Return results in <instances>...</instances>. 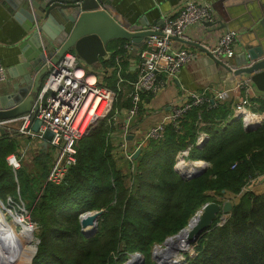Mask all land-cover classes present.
<instances>
[{
  "label": "trees",
  "instance_id": "16d2710c",
  "mask_svg": "<svg viewBox=\"0 0 264 264\" xmlns=\"http://www.w3.org/2000/svg\"><path fill=\"white\" fill-rule=\"evenodd\" d=\"M115 44L118 48L106 62L114 69L107 85L118 92L115 108L130 109L132 86L127 82L137 76L129 67L128 43ZM117 56L127 80L119 91ZM150 97L143 95L144 104ZM249 101L252 112L264 114V99ZM234 104L225 99L193 106L177 127L169 124L163 138L149 141L150 149L134 161L132 176L112 153L108 139L113 123L107 120L81 139L76 164L60 184L46 183L49 150L35 152L29 167L17 131L1 137L0 200L22 198L39 229L40 243L31 264H123L135 251L143 255L144 264H158L153 247L183 230L206 203H222L219 198L227 195L239 196L230 216L220 225L218 218L192 244L195 255L186 252L184 264H264V193H242L250 179L264 176V122L246 130L243 120L235 117ZM203 133L208 137L197 145ZM189 146V159L205 161L208 167L187 180L175 163L178 152ZM13 153L21 159L16 174L7 161ZM100 210L96 233L85 236L81 216Z\"/></svg>",
  "mask_w": 264,
  "mask_h": 264
},
{
  "label": "built area",
  "instance_id": "2783aa9c",
  "mask_svg": "<svg viewBox=\"0 0 264 264\" xmlns=\"http://www.w3.org/2000/svg\"><path fill=\"white\" fill-rule=\"evenodd\" d=\"M206 23L214 24L215 27L218 23L213 6L209 3L187 0L176 14L163 17L160 24H154L150 28L162 35L147 37L144 47L137 52V78L135 81L129 82L132 86V106L128 111V120L138 115L145 105L143 95L146 97L157 95L167 83L174 81L183 67L196 56L195 51L191 48H176L174 39L193 41L189 36L191 28ZM239 36L237 30L226 29L222 31L216 42L209 45L202 43V45L206 47L212 57L228 63L235 56ZM125 49L128 52L134 51L130 44H127ZM118 59L119 57L117 64ZM110 70L113 73L114 69ZM118 73H120V66ZM6 80L7 68L0 63V84ZM123 82L124 79L119 75L118 91ZM242 88L252 90L250 81L246 80L237 84V89L241 90ZM207 94H209L207 91L189 92L187 101L183 105L173 108L153 126L145 135L144 142L163 138L166 126L173 124L177 127L180 119L193 106H200L206 102L213 105L216 100L227 99L228 95L225 91L212 92V97ZM117 98L118 92L103 83L97 72L87 69L75 53L67 52L43 80L32 110L18 119L0 121V127L11 129V134L13 131H17L19 135L27 136L30 139V145L45 142V134L50 132L52 138L47 141V145L52 150L53 162L47 174L46 183L60 184L76 164L78 144L81 139L89 135L99 122L107 120L110 124L116 120ZM249 99V96L246 95L239 103H236L234 109L235 117L241 118L245 127L264 122V115L248 109ZM249 113L252 117L249 116ZM36 120L41 122L38 131L33 130ZM12 122L19 124L18 127L10 128L9 125ZM207 137L204 133L199 135L196 144L201 145ZM141 146L142 144L138 148ZM191 147L179 151L176 156L175 167L186 166V168L183 166V169L179 167L180 171L193 172L196 168L205 165L204 161L200 166L193 165L196 161L189 159ZM135 152L128 155L129 160H132ZM188 159L189 163L186 161ZM7 161L16 174L17 170L21 168V159L13 153L7 157ZM257 180V178L250 179L242 193L251 191ZM8 207H12L16 211L19 209V213L26 212V219L24 214L13 213ZM1 209L9 211L13 217L22 216L33 234L36 224L31 220L30 213L21 198L18 202L13 201L10 197L6 203H2L0 200Z\"/></svg>",
  "mask_w": 264,
  "mask_h": 264
},
{
  "label": "water",
  "instance_id": "95a60500",
  "mask_svg": "<svg viewBox=\"0 0 264 264\" xmlns=\"http://www.w3.org/2000/svg\"><path fill=\"white\" fill-rule=\"evenodd\" d=\"M11 3V12L15 20L22 25L25 39L19 45L21 54L18 69L12 70L20 71V80L10 86L8 95L0 97V121L18 119L32 110L43 80L67 52H74L84 65H93L100 61V58H108L107 49L112 41H126L134 51L138 52L143 48L147 37L162 35L150 28L138 30L135 26L125 23L107 0H13ZM215 8L213 5L214 10ZM253 17H256V14H253ZM205 25L214 26L210 23ZM248 38L250 39L249 36ZM174 40L203 51L207 64L213 67L220 66L224 72L233 77L245 76V79L250 81L252 90L257 94L262 93L264 98V47L261 43L253 45L252 41H249L243 53L242 64L233 67L230 62L225 63L212 57L202 43L180 38ZM261 124H250L245 128L249 131ZM40 125L41 122L36 120L33 130L38 131ZM6 135L12 136L11 131L6 127H0V138ZM51 138L52 134L47 132L46 141L42 143L43 147H47V141ZM140 152V149H137L133 159L138 158ZM204 164L193 172L178 171L183 179L189 180L201 175L207 169L208 163L204 161ZM232 206L230 200L223 204L206 203L189 221L188 241L195 244L213 228L218 218L221 222L226 221ZM102 213L103 210L93 211L81 217L82 232L85 236L92 237L96 233ZM181 232L177 235L179 236ZM170 238L164 242L165 247L160 249L159 253L156 249L152 254L156 262L158 258L161 260L159 264H169L174 257L171 253L172 248L167 245ZM135 261L144 264V258L140 254L135 255ZM132 262L129 261L128 264Z\"/></svg>",
  "mask_w": 264,
  "mask_h": 264
},
{
  "label": "crops",
  "instance_id": "0c3cea01",
  "mask_svg": "<svg viewBox=\"0 0 264 264\" xmlns=\"http://www.w3.org/2000/svg\"><path fill=\"white\" fill-rule=\"evenodd\" d=\"M12 1L13 0H0V63L7 68V80L3 84H0V97L8 95L11 90L10 86L20 80L19 76L21 74L20 71L14 72L12 70L18 69L17 65L21 54L19 45L25 39V31L22 25L15 20L13 12H11ZM107 1L111 3V6L114 7L115 11L125 23L135 26L138 30H145L151 28L154 24H160L163 17L176 14L187 0ZM196 1L209 3L212 6L215 5L216 10L214 11L218 23L216 27H208L203 24L191 28L189 36L193 41H199L205 45H209L217 41L223 30H237L240 36L236 46V53L229 61L233 67H239L242 64L243 53L249 41H252L253 45L261 43L264 47V0ZM253 14H256V17H253ZM248 36L250 39H247ZM115 42L117 41H112L108 45L107 50L109 56L107 59L100 58V61L93 65H85L87 69L97 72L100 76V80L106 84L109 83L113 77V73L110 70L111 67L106 66V62L111 59L113 53H115L118 48L115 46ZM175 47L191 48L196 53V56L183 67L178 77L174 81L167 83L157 95L148 98L147 103L143 106L140 113L130 120H128L129 109H119L116 107V120L113 122V129L108 140L114 147L112 153L116 152L115 154H117V156L128 158V155L133 151H137V149H140V151H148L150 149L148 144L150 140L144 142V137L147 132L160 122L173 108L183 105L188 99L189 92L207 91L212 93L225 91L228 93L227 99L233 101L235 105L246 95H248L249 98L264 99L262 93L260 94L258 92L257 94L251 89L247 90V88H242L241 90L237 89V84L240 81L246 80V77H233L224 72L220 66L213 67L207 64L203 51L179 42H175ZM128 54L131 56L129 59V67L134 73L132 76L136 77L138 61L137 51H132ZM118 57L119 56L116 57V63ZM119 60L120 57L117 65H119ZM81 63L83 64V62ZM119 75L124 79L122 84L127 82L121 67L120 73L117 71L118 81ZM18 125L19 124L12 122L9 127L17 128ZM19 136V134L16 135L18 140L20 138ZM140 144H142V146L138 148ZM32 147L31 145L21 147L24 156ZM47 150H49L52 155V150L48 145L47 147H43L42 143L35 144V148H33L34 153ZM135 160H137V158L133 159L132 157V160L129 161V167L132 169H134ZM251 191L258 195L264 193V176L257 180ZM229 197L234 199L235 202L239 199V196H226L227 199H230Z\"/></svg>",
  "mask_w": 264,
  "mask_h": 264
},
{
  "label": "bare ground",
  "instance_id": "6f19581e",
  "mask_svg": "<svg viewBox=\"0 0 264 264\" xmlns=\"http://www.w3.org/2000/svg\"><path fill=\"white\" fill-rule=\"evenodd\" d=\"M249 116L252 117L250 113ZM202 164H203L202 160H197L196 162L193 163V165H198V166ZM179 167L181 168V166ZM7 212H8L7 214H10L9 211ZM21 217L17 218V216H14V224L23 225L22 231L20 233H18L15 229H12V227L7 225L0 219V264H23V261H21L23 256H21L20 258H18L17 256L14 258V260L6 259L5 257L8 251H10V255L13 257L18 255L19 252H23V251L29 252L30 255H25L28 259L27 262H29L36 250L35 247L24 249L25 244L30 243L31 240H33V235L31 233V228L25 223L23 217L22 218ZM12 226L14 227V225ZM189 231L190 228L188 227L183 232H181L179 236L177 235L171 237L167 241V245L168 247L172 248L171 253L174 255V259H172V261L169 264H178L181 261V259H183L185 252L191 249L192 244L188 241L187 238ZM156 251L157 253H159L160 250L157 249ZM180 251L182 253H179ZM27 262H24V264H26Z\"/></svg>",
  "mask_w": 264,
  "mask_h": 264
},
{
  "label": "rangeland",
  "instance_id": "374dc122",
  "mask_svg": "<svg viewBox=\"0 0 264 264\" xmlns=\"http://www.w3.org/2000/svg\"><path fill=\"white\" fill-rule=\"evenodd\" d=\"M235 107H236V105L234 104V109H235ZM249 109V108H248ZM260 115H262V114H260ZM20 138H19V142H21L20 144L22 145V146H28V145H30L29 144V142H30V139H28L27 138V136H24V135H20L19 136ZM33 146V147H32ZM31 147L32 148H30L28 151H27V153L25 154V156H28V159L26 160V161H24V163H25V165H28L29 167H32V159H33V155H34V152H33V148H35V143H32L31 144ZM29 148V147H28ZM116 152H114L113 154H114V156H115V158L117 159V163H118V165L120 166V168H122L123 170H124V172L125 173H127V174H130V176H132V174H134V169H132L131 167H129V159L128 158H126V157H121V156H117V154H115ZM188 163H189V159L188 160H186ZM52 162H53V156L51 157V162H50V164H49V167H51V164H52ZM178 162V161H177ZM176 164V163H175ZM181 166V168H183V166H184V168H185V165H180ZM27 170V169H26ZM175 170L179 173V166H177V167H175ZM179 170V171H178ZM180 174V173H179ZM19 192V190H17V193ZM230 198V197H229ZM22 199V198H21ZM221 201H222V203H220V204H223V203H225L227 200H230L231 201V203H234L235 202V200L234 199H232V198H230V199H227V198H219ZM226 199V200H225ZM2 203H5V202H3V201H1ZM25 203H26V201H25ZM27 204V203H26ZM8 209H10V210H12L13 211V213H15V212H17V213H19L20 211H19V209H17V211L14 209V208H12V207H8ZM201 211V210H200ZM200 211H198L197 213H199ZM8 212H7V210H4V209H1L0 210V219L4 222V223H6L7 225H9L10 227H12V229H15L18 233H20L21 231H22V225H20V224H14V217L11 215V214H7ZM87 213H89V212H87ZM87 213H85V214H87ZM196 213V214H197ZM19 214H24V217H25V219H26V215H27V213L26 212H24V211H21V213H19ZM195 214V215H196ZM84 215V214H83ZM82 215V216H83ZM21 216V215H20ZM81 216V217H82ZM23 220V219H22ZM12 225H14V227L12 226ZM186 228H188V225L184 228V229H186ZM182 231V230H181ZM181 231H179L178 233H180ZM38 232H39V229L38 228H36L35 229V231H33V240H31V242L30 243H26L25 244V246H24V249H28V248H30V247H35L36 249H38V246H39V243H40V240L38 239V237H37V235H38ZM177 233V234H178ZM177 234H175V235H173V236H171V237H174V236H176ZM196 244V243H195ZM194 244V245H195ZM165 247V244L163 243V244H157L156 246H154L153 247V249H152V254H153V252L156 250V249H161V248H164ZM187 252H190V254L191 255H195V251H194V247L191 245V249L189 250V251H187ZM179 253H182L181 251L179 252ZM186 253V252H185ZM137 254H140L141 255V253L140 252H138V251H135V252H133V253H130L129 255H128V257H127V259L125 260V262L123 263V264H128V262L129 261H133L132 262V264H140L141 263V261H137V263H136V261H135V255H137ZM25 255H30V253L29 252H26V251H23V252H19V254L18 255H16V256H11L10 255V251H8L7 252V254H6V259H10V260H14V258L15 257H17L18 256V258H20L21 256H23V258H22V260L21 261H23V264H24V262H27V257L25 256ZM142 257H143V255H141ZM32 257H33V255H32ZM34 259V258H33ZM172 259H174V257H172ZM33 261V260H32ZM155 261V260H154ZM161 260L158 258L157 259V262L156 263H158L159 264V262H160ZM31 262V260L29 261V262H27L26 264H31L30 263ZM184 262H185V257L183 256V259H181V261L179 262L180 264H184ZM144 263H145V261H144Z\"/></svg>",
  "mask_w": 264,
  "mask_h": 264
}]
</instances>
